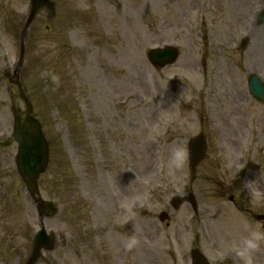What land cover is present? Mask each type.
Returning a JSON list of instances; mask_svg holds the SVG:
<instances>
[{"label":"rangeland","instance_id":"374dc122","mask_svg":"<svg viewBox=\"0 0 264 264\" xmlns=\"http://www.w3.org/2000/svg\"><path fill=\"white\" fill-rule=\"evenodd\" d=\"M261 11L264 0H50L39 10L19 77L49 144L40 195L59 206L41 218L15 163L12 108L25 102L5 76L30 0H0V264H26L41 224L57 240L34 264H191L194 247L210 264H264V104L248 88L251 73L264 80ZM165 44L180 56L156 68L147 51ZM200 132L207 156L190 169L187 141ZM190 192L197 213L185 199L171 207Z\"/></svg>","mask_w":264,"mask_h":264},{"label":"water","instance_id":"95a60500","mask_svg":"<svg viewBox=\"0 0 264 264\" xmlns=\"http://www.w3.org/2000/svg\"><path fill=\"white\" fill-rule=\"evenodd\" d=\"M48 1L49 0H32V12L26 27L29 26L37 11L41 7L45 6ZM259 20H262V15L259 17ZM148 56L153 64L157 66H164L176 60L178 56V50L174 46H164L150 50ZM23 57L24 45L22 46L20 63L22 62ZM7 76H11V74L8 72ZM11 81L15 82L21 89V83L19 79H11ZM250 88L252 94L259 101L263 102L264 84L257 75L250 76ZM21 97L25 99L26 110L21 112L16 108L13 109L15 116L14 137L19 143L16 162L18 170L27 184V188L35 197V194L39 192L37 178L47 168L49 163V146L42 132L39 121L33 118L31 115L32 104L29 102L22 89ZM188 145L190 165L195 166L203 159L206 152L207 143L204 134H199L198 136L191 139ZM35 200L37 201V207L42 216H51L57 211V208L53 202L38 198H35ZM189 200L196 209L197 203L193 194L189 195ZM181 202V198H176L172 201V204L175 208H178ZM167 216L168 215L163 212L161 214V219L164 220L167 218ZM55 238L56 235L53 231L48 234L46 229L43 227L35 236L34 252L27 264L34 263L39 251L42 248L51 250L54 247ZM193 260L194 264H208L202 254L197 250L194 251Z\"/></svg>","mask_w":264,"mask_h":264},{"label":"bare ground","instance_id":"6f19581e","mask_svg":"<svg viewBox=\"0 0 264 264\" xmlns=\"http://www.w3.org/2000/svg\"><path fill=\"white\" fill-rule=\"evenodd\" d=\"M140 240V239H139ZM143 243V242H142Z\"/></svg>","mask_w":264,"mask_h":264}]
</instances>
